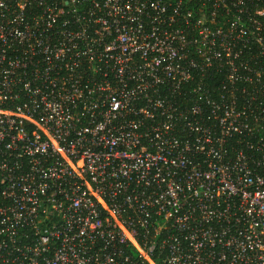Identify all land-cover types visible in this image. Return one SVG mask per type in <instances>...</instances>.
Wrapping results in <instances>:
<instances>
[{"label": "built area", "instance_id": "built-area-1", "mask_svg": "<svg viewBox=\"0 0 264 264\" xmlns=\"http://www.w3.org/2000/svg\"><path fill=\"white\" fill-rule=\"evenodd\" d=\"M127 2L0 0V264H264L262 0Z\"/></svg>", "mask_w": 264, "mask_h": 264}, {"label": "snow or ice", "instance_id": "snow-or-ice-1", "mask_svg": "<svg viewBox=\"0 0 264 264\" xmlns=\"http://www.w3.org/2000/svg\"><path fill=\"white\" fill-rule=\"evenodd\" d=\"M138 2H139V0H128V2L126 4V9L132 10L134 8L135 3H138ZM262 4H264V0H262ZM26 5H27V0H25V4L22 6H26ZM155 6L156 5L154 4L153 7H155ZM113 7H115V5H113ZM262 15H264V14H262ZM0 39H3V37L0 36ZM261 71H264V68H262ZM0 99H3V98H0ZM113 106L116 108L120 107L119 104H114ZM171 129H173V125L170 123L169 125L166 126V130H171ZM158 135H159V133H158ZM173 163H175V162H173ZM176 187H179V186L177 185ZM262 199H264V197H262ZM254 243H255V241H253V244ZM262 246H264V240H262Z\"/></svg>", "mask_w": 264, "mask_h": 264}]
</instances>
